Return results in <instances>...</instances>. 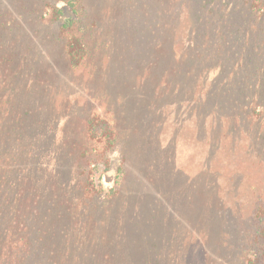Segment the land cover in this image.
<instances>
[{"label": "rangeland", "instance_id": "374dc122", "mask_svg": "<svg viewBox=\"0 0 264 264\" xmlns=\"http://www.w3.org/2000/svg\"><path fill=\"white\" fill-rule=\"evenodd\" d=\"M47 1L22 0L19 5L24 13H30L28 29L36 34L37 47H43L55 59L59 49L50 47L45 35L57 37V31L49 24L47 15L43 16V8L41 11V5ZM94 1L101 6H95L100 19H105L106 15L109 17L106 9L112 6L116 11L126 0ZM164 5L161 12L171 9V0ZM139 7L142 8L141 3ZM14 8L20 12L19 6ZM183 12L184 9L177 18L175 30H166L174 62L168 67L170 70L162 63L153 70L157 79L152 82L156 97L166 93L160 104L149 103L152 110H147L151 113L148 119L139 113L143 116L137 114L141 122L137 121L133 109L142 101L148 103L142 93L147 85L141 84L139 78L150 66L147 57L137 56L133 63L124 61L122 50L136 49V45L124 43L123 38L114 39L119 58L116 66L106 61L100 66L101 81L91 83L82 76L92 71L79 69L72 87L64 86L70 97L50 98L51 107L64 106L65 116L83 119L86 105L106 117L111 116L123 137L121 150L126 158L116 194L101 198L103 201L91 199L96 198L94 193H90L91 201L81 198L83 179L76 176L78 187L75 184L73 188L76 190L70 207L74 205L78 211L70 215L80 225L84 222L83 225L89 226L77 237L64 231L63 234L70 241H85L78 244L79 249L86 250L84 254L89 257L105 260L104 264H113L116 257L120 258L115 264L129 260L133 264H264V18H254L246 24L245 40L252 43L254 60L248 59L247 53L242 54L237 47L228 59L239 58L236 67L230 64L227 71L223 63L216 64L219 75L218 70L208 68L209 79L205 84L201 71L191 79L185 75L183 65L188 59L185 50L192 49L186 44L192 35H185L188 23ZM39 16L45 18L40 20ZM100 34L98 42L105 48L101 43L108 42L107 35L101 31ZM157 56L158 52L150 64L159 62ZM172 70L176 72L171 74L170 82ZM107 74L116 77L105 78ZM180 74L183 81L177 82L176 76ZM228 87L231 90L225 93ZM222 92L223 97L240 93L251 95L252 99L261 97L251 102L250 117L235 115L228 120L231 114L220 109L219 100L210 101V97L214 99ZM127 99L131 100L132 109L125 113L122 107ZM256 108L260 109L258 113L254 112ZM62 127L64 130V125L59 130ZM62 138L59 133L56 142ZM81 141L80 135L75 140L78 147L84 146L85 140L82 144ZM112 162L116 164L117 159ZM102 185L103 191L113 187V183ZM63 234L59 232L57 236L61 238ZM140 259L146 263L138 262ZM97 260L90 262L102 264Z\"/></svg>", "mask_w": 264, "mask_h": 264}, {"label": "trees", "instance_id": "16d2710c", "mask_svg": "<svg viewBox=\"0 0 264 264\" xmlns=\"http://www.w3.org/2000/svg\"><path fill=\"white\" fill-rule=\"evenodd\" d=\"M167 1L126 0L116 11L110 6L105 10L109 17L100 19L95 6H101L94 0H48L41 5V11L43 8V16L47 15L49 24L57 31V37L45 35L50 47L59 49L54 59L43 47H37L38 38L28 29L30 13H24L19 5L22 0H0V264H94L90 261L97 260L79 249L78 244L85 241H70L63 231L77 237L89 226L83 225L84 222L80 225L70 215L78 211L74 205L70 207L76 190L73 188L75 184L78 187L76 176L83 179L80 196L84 200H101L116 194L126 161L121 150L123 137L111 116L106 117L87 105L83 119L65 116L64 106L55 103L56 107H51L50 98L68 99L70 95L64 86L72 87L79 69L92 71L82 76L91 83L101 81L100 66L104 61L114 67L119 60L115 38L136 45V49L122 50L125 62L133 63L137 56L147 57L150 66L139 78L141 84L147 85L142 93L148 103L142 101L133 109L134 118L140 122L137 114L144 113L139 115L148 119L151 113L147 110H152L149 103L158 105L164 99L166 91L156 97L152 82L157 79L153 70L160 63L171 69L168 67L174 62L170 57L173 47L168 45L166 30H175L183 9L188 23L185 35H192L186 44L192 49H184L188 59L183 65L190 79L201 71L202 82L207 84L208 68L218 70L219 75L216 64L223 63L227 71L230 64L236 67L239 58L228 59L237 47L242 54L247 53L248 59L254 60L252 43L245 40V29L254 18L263 20L264 0H171V9L161 12ZM18 6L20 12L14 8ZM44 18L39 16L40 20ZM100 31L112 35L110 39L105 37L107 43H101L106 49L98 42ZM156 52L159 62L150 64ZM175 72L168 73L169 81ZM181 75L176 76L177 82L183 81ZM111 77L116 75L108 78ZM168 85L169 82L165 86ZM230 90L228 87L225 93ZM223 93L214 99L210 97V101L219 100L220 109L231 114L228 120L235 115L250 117L251 102L261 97L252 99L251 95L240 92V95L223 97ZM124 102L122 109L127 113L132 103L129 99ZM62 125L64 130L63 127L59 130ZM59 133L63 138L57 143ZM80 135L85 140L83 147H78L80 141L79 145L75 142ZM150 151L154 155L153 149ZM114 158L116 164L112 162ZM103 183H113V187L103 191ZM90 193L96 198L90 199ZM56 232H61L63 237H58ZM76 252L83 254L78 256ZM118 258L113 259V264ZM102 261L105 260L99 262ZM138 262L146 263L142 259ZM122 264H133V261Z\"/></svg>", "mask_w": 264, "mask_h": 264}]
</instances>
